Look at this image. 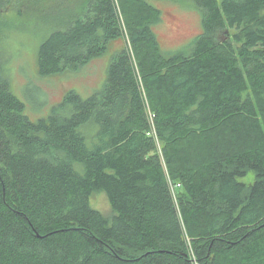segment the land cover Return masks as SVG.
<instances>
[{
  "label": "trees",
  "instance_id": "1",
  "mask_svg": "<svg viewBox=\"0 0 264 264\" xmlns=\"http://www.w3.org/2000/svg\"><path fill=\"white\" fill-rule=\"evenodd\" d=\"M177 1L202 28L173 52L146 0L58 13L37 49L42 76L79 70L123 30L128 47L100 91L69 90L32 121L8 81L0 0V264H264V0Z\"/></svg>",
  "mask_w": 264,
  "mask_h": 264
},
{
  "label": "rangeland",
  "instance_id": "2",
  "mask_svg": "<svg viewBox=\"0 0 264 264\" xmlns=\"http://www.w3.org/2000/svg\"><path fill=\"white\" fill-rule=\"evenodd\" d=\"M160 11L158 23L153 31L160 48L173 52L187 47L191 40L201 32L200 13L188 1L146 0ZM79 0H9L2 12L9 25L5 35L8 81L12 92L24 105V115L30 120L47 117L53 106L63 95L72 90L82 98L98 92L104 86L107 68L112 55L122 47H128L127 34L110 42L107 51L80 67L79 70L42 76L37 70L36 53L40 43L52 31V24L62 12L76 11ZM65 12V13H64ZM60 13V14H58ZM62 14V15H63ZM232 37L236 31L229 30ZM145 115L153 136L157 159L166 178L167 170L162 146L154 135L153 117L146 107ZM251 172L241 179L246 184L253 181ZM90 205L103 215L111 213L109 203L103 192H95L90 198Z\"/></svg>",
  "mask_w": 264,
  "mask_h": 264
}]
</instances>
